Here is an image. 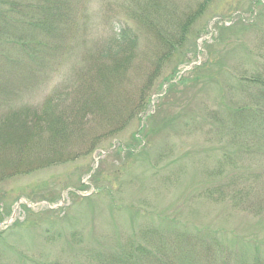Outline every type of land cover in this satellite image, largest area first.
<instances>
[{"label":"rangeland","instance_id":"obj_1","mask_svg":"<svg viewBox=\"0 0 264 264\" xmlns=\"http://www.w3.org/2000/svg\"><path fill=\"white\" fill-rule=\"evenodd\" d=\"M61 1L65 22L45 16L33 56L0 58V264H264V153H238L257 131L226 107L264 92L241 44L259 41L264 7ZM187 20L156 71L162 37ZM123 23L125 71L101 55ZM21 110L22 126L2 122Z\"/></svg>","mask_w":264,"mask_h":264},{"label":"trees","instance_id":"obj_2","mask_svg":"<svg viewBox=\"0 0 264 264\" xmlns=\"http://www.w3.org/2000/svg\"><path fill=\"white\" fill-rule=\"evenodd\" d=\"M23 1L24 7L23 10H20L19 4ZM254 4H257L256 6L259 7V5H262L264 7V3H260V0H254ZM9 4V6L6 7V5ZM40 7H43L45 9V14L40 12ZM40 14H42L40 16ZM52 14L53 18L55 17L59 21L65 22V17L68 15V10L66 9V5L63 1L61 0H1L0 1V44L3 43L0 47V58L3 57V60H9L10 58H7V53L10 56L14 52L17 55H24V57L27 56V54L32 55L34 54L35 50L34 47H36L39 44L40 38L38 32L45 33V31H49L48 27H45L48 24L45 16ZM196 15L195 12L190 15L191 18ZM2 17V18H1ZM260 17L263 18L264 20V14L261 15ZM53 19V20H54ZM55 19V21H57ZM241 17H238L236 20H234L232 23H230L229 27H226L227 29H231L233 26L237 25L239 27V24L244 26L243 21L240 20ZM222 21V18L220 22ZM188 23V24H187ZM190 21L188 22L185 21L184 24L178 23V27L176 26L174 28V32L168 35L162 37L164 40L163 42L169 43L168 46L164 45L165 48L163 49V54L161 53L160 55L158 54V59L154 61L153 63H156L157 69L156 71L161 67V63L165 55L171 54V52L176 48V45L179 46L182 42V40H186L187 32L186 28L189 25ZM187 24V26H185ZM24 25L28 28L26 32H24L26 35L20 34L19 33V26ZM223 23H220L219 25H216V29H220V33L223 29ZM12 26V27H11ZM10 27V28H9ZM22 27V28H23ZM246 27V26H245ZM9 28V29H8ZM225 28V27H224ZM225 28V29H226ZM264 28V27H262ZM166 29V28H165ZM264 30V29H263ZM262 31V30H259ZM23 32V31H21ZM48 34V33H46ZM220 36L218 34L219 39ZM213 39V38H212ZM108 40L113 43L114 45L113 48H110V45L106 46L104 50H102L101 55L103 58H108L109 59H114V57H119L115 60H118L119 64L118 66L122 68L124 71L127 68V57L129 54H126L127 51L131 49V47L134 46V42L136 41V35L130 30L129 27L123 24H119L116 26V29L111 34V37L108 38ZM249 42H243L242 48H245V50L248 52L249 58L255 57V61H257L258 66L253 67L252 72H249V82L250 84L253 83H259L262 85L260 87L264 91V32L261 33V36L259 38V41L257 40L254 43H251L249 46ZM195 66V65H192ZM117 68V66H116ZM154 76V75H152ZM1 86V83H0ZM1 95L3 96L5 91L0 90ZM260 96L258 98H255L254 101L256 105L250 106L248 103L235 106L231 105L230 103L226 104V107L229 110H232L237 113L243 112L245 109L247 110L246 112L249 111V115L245 114L239 115L241 118H238V122L246 124L248 126H255V130L257 131V138L252 137L245 139L246 142L249 141L250 144H242L238 148V153L242 152L243 153H252L253 152H258L263 151L260 153H264V92H259L258 93ZM7 98L3 103L9 102V97L3 96ZM52 97V96H50ZM48 97L47 100L42 104L45 106L50 105L51 103V98ZM59 97V96H57ZM55 97V98H57ZM145 97L142 96L141 98V103L137 108H141L143 103L146 102ZM135 103H139L135 101ZM20 109H23L22 106H20ZM136 106L133 105L131 107V110L129 112L132 113L133 110ZM23 111L26 115L22 116L19 111H11L10 114L5 116V118L2 120V122H7V124H14V126H22L20 122H24L25 118L27 117V113L25 110ZM241 111V112H240ZM233 112V113H234ZM150 114H148L145 118H148ZM26 116V117H25ZM25 117V118H24ZM151 117V115L149 116ZM250 117V118H249ZM243 118V119H242ZM27 119V118H26ZM41 119V118H40ZM235 119V118H234ZM239 124V123H237ZM227 130H230L229 128ZM225 129L221 130V133H226ZM262 131V132H261ZM5 130L2 128L0 130V136L3 135ZM245 132V131H244ZM220 133V134H221ZM219 134V135H220ZM130 150V149H129ZM169 153V150L163 152L161 156H166ZM233 163V161H232ZM234 164V163H233Z\"/></svg>","mask_w":264,"mask_h":264}]
</instances>
